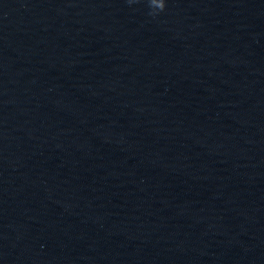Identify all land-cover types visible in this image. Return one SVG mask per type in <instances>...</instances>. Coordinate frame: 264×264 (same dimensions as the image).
I'll list each match as a JSON object with an SVG mask.
<instances>
[{
  "label": "clouds",
  "instance_id": "clouds-1",
  "mask_svg": "<svg viewBox=\"0 0 264 264\" xmlns=\"http://www.w3.org/2000/svg\"><path fill=\"white\" fill-rule=\"evenodd\" d=\"M126 2L131 5L134 3H139L140 0H126ZM146 3L150 9L148 14L152 17L158 16L166 8L165 0H146Z\"/></svg>",
  "mask_w": 264,
  "mask_h": 264
}]
</instances>
